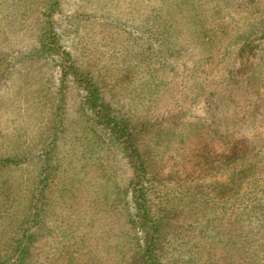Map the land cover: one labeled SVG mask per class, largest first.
I'll return each instance as SVG.
<instances>
[{
    "label": "rangeland",
    "instance_id": "obj_1",
    "mask_svg": "<svg viewBox=\"0 0 264 264\" xmlns=\"http://www.w3.org/2000/svg\"><path fill=\"white\" fill-rule=\"evenodd\" d=\"M56 1L0 0V159L22 158L0 163V260L12 255L20 239L26 241L24 233L36 232L31 256L34 264H120L135 241L120 200L132 168L121 147L91 123L90 112L80 101L78 83L70 72L63 73V49L74 51L105 85L114 87L115 99L124 104L130 117L166 118L182 105L185 119L197 121L205 115L206 102L200 98L188 103L195 93L192 83L202 75H222L220 69L228 62L222 50L239 46L237 37L225 36L237 32L246 8L232 6L218 14L206 13L209 48L182 34L184 41L188 40L187 49L167 66L175 71L150 76L147 69L140 70V64L126 65V58L148 41L144 35L151 20L178 21L176 18L185 16L177 0ZM197 1L210 4L209 0H195L196 6ZM256 1L264 8V0H245L253 7ZM50 22L64 28L62 45L56 49L48 44L52 34L47 31L45 36ZM204 53L212 58L199 66L205 73L191 71L193 59ZM206 82L210 84V79ZM61 103L63 111H56ZM194 124L179 128L186 133L189 130L183 143L175 139L165 146L166 127L142 136L152 169L168 177L163 186L170 210L166 226L175 234L187 221L228 233L235 224L232 216L216 219L219 210L213 200H193L191 189L199 196L197 189L210 179L201 168L207 164H196L202 161L200 153L211 145L219 146L205 125ZM56 125L61 130L54 168L45 176L48 170L41 151ZM34 214V220L29 221ZM172 236L170 243L171 235L165 240V264H228L232 260L247 264L245 254L228 258L221 245L211 244L213 238L202 237L195 230L177 231Z\"/></svg>",
    "mask_w": 264,
    "mask_h": 264
},
{
    "label": "trees",
    "instance_id": "obj_2",
    "mask_svg": "<svg viewBox=\"0 0 264 264\" xmlns=\"http://www.w3.org/2000/svg\"><path fill=\"white\" fill-rule=\"evenodd\" d=\"M194 1L177 0L179 11L185 15L181 19L176 18L178 21L167 18L151 20L147 35H144L148 41L145 40V45L136 49L134 56L126 58L128 59L126 65L131 67L140 64L138 66L140 70L147 69L150 76L159 71H168L165 74L172 73L175 67L168 69L167 66L178 60L187 49L188 40L184 41L182 34L189 35L190 41L195 40L202 46L206 44L209 48V43L205 40L209 34V27L204 15L208 12L218 14L232 6H245L243 23L237 27V32H229L225 36L227 39L237 37L235 40L239 46L236 49L222 50L224 59L228 60L220 69L223 71L222 75L217 78L202 75L192 83L195 93L188 99V103L191 104L200 98L206 102L205 115L197 121L185 119L186 110L182 109L181 103L177 104L181 105L180 109L172 111L166 118L130 117L128 111L124 109V104L115 99L117 96L112 85H105L99 79L100 75L83 65L74 51L63 49L64 53L62 52V55H65L63 60L66 62L64 65L66 72L63 73L70 72L72 79L78 83L80 101L83 108L90 112L91 123L98 126L112 142L121 147L132 168V174L120 200L125 220L135 241L126 260L120 264H165L164 247L168 234L171 235V239L169 238L167 243H170L172 235L175 236L177 231L190 230H195L202 237L213 238L214 242L211 244L221 245L228 258L235 259L236 254L243 253L248 258L247 264H264V131H259L264 127V8L259 7L258 1L254 7L246 4L245 0H209V5L197 1V6L194 5ZM50 23L45 36L47 31L49 35L52 34L48 44L50 48L56 49L62 45L64 28L61 23L57 25ZM152 40L157 42L152 43ZM45 50L47 49H41L42 52H46ZM207 56L204 53L198 59H193L191 71L205 73L206 69L199 66L205 62L208 64L212 59L208 57L210 59L208 60ZM150 64L155 65L146 66ZM143 65L145 68L141 69L140 66ZM207 79H210V84L206 82ZM156 88L157 86L154 87ZM57 109L63 111V103L56 111ZM58 122L61 124V118ZM188 123H196L194 126L205 125L215 143L219 144L211 145L210 150L200 153L202 161L196 164H207L201 168H204L205 175L210 174V179L197 189L201 191L199 196L194 189H191V193H194L193 200L214 201L216 210H219L216 215L214 214L216 219L225 218L227 214L229 217L232 216L235 224L228 233L207 224L197 225L187 221L182 224L183 229L176 230L175 234L166 226L170 210L166 207L163 186L168 177L159 175L152 169L150 157L142 148V136L145 132L166 127L168 142L165 146L170 145L175 139L183 143L188 139L189 130L186 129L188 131L186 133L179 128ZM59 129L61 130L59 125L52 129L48 134L49 140L48 137L45 139L47 143L41 151L44 168L48 170L44 173L45 176L54 168ZM21 160V157L9 156L0 159V163ZM34 218L35 214L28 219L30 221ZM25 236L26 241L20 239L12 255L7 259H1L0 264H34L31 256L37 233H24ZM234 263L233 260L228 262Z\"/></svg>",
    "mask_w": 264,
    "mask_h": 264
}]
</instances>
